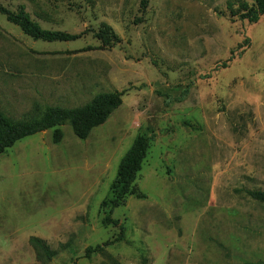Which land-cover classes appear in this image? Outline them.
<instances>
[{
    "label": "rangeland",
    "instance_id": "rangeland-1",
    "mask_svg": "<svg viewBox=\"0 0 264 264\" xmlns=\"http://www.w3.org/2000/svg\"><path fill=\"white\" fill-rule=\"evenodd\" d=\"M250 0H0L46 43L0 14V112L28 121L128 90L86 139L69 124L0 154V264H264V17ZM101 25L119 38L103 47ZM180 97V98H178ZM138 134L152 136L137 175L144 197L111 214L110 185ZM30 237L56 255L36 257Z\"/></svg>",
    "mask_w": 264,
    "mask_h": 264
},
{
    "label": "trees",
    "instance_id": "trees-1",
    "mask_svg": "<svg viewBox=\"0 0 264 264\" xmlns=\"http://www.w3.org/2000/svg\"><path fill=\"white\" fill-rule=\"evenodd\" d=\"M250 1L252 2L250 6L245 3L241 7L242 18L249 23H256L260 17H264V0ZM0 14L4 15L10 24L17 26L24 35L35 41L72 42L81 37L77 34L42 29L22 12L15 13L2 6H0ZM94 37L103 47H111L119 42L117 35L106 25H101L94 33ZM126 91L128 90L99 93L91 101L77 107H48L39 118L28 121L14 120L0 112V154L11 148L16 142L46 130H53L52 140L57 143L62 135L59 127L65 124L71 126V131L78 139L84 140L93 128L102 125L111 113L122 104V96ZM152 138V136L148 137L144 134H138L135 137L117 166L116 177L110 185L111 198L101 201V208L108 209L104 222L119 227L118 237L114 241H106L94 247L89 245L84 251L85 258H90L94 253L102 251L103 246L110 245L123 237L122 225L116 219H112L111 214L115 208L124 205L128 196L144 197L138 191L136 179L141 171ZM247 194L264 204L263 191H247ZM29 243L40 260L50 261L56 255L54 250H51L43 240L37 237H30Z\"/></svg>",
    "mask_w": 264,
    "mask_h": 264
}]
</instances>
